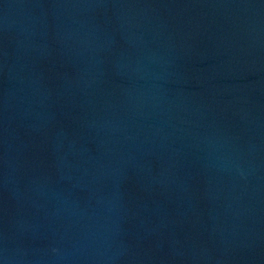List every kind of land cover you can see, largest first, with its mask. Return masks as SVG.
I'll use <instances>...</instances> for the list:
<instances>
[{
	"label": "water",
	"instance_id": "water-1",
	"mask_svg": "<svg viewBox=\"0 0 264 264\" xmlns=\"http://www.w3.org/2000/svg\"><path fill=\"white\" fill-rule=\"evenodd\" d=\"M0 264H264V0H0Z\"/></svg>",
	"mask_w": 264,
	"mask_h": 264
}]
</instances>
